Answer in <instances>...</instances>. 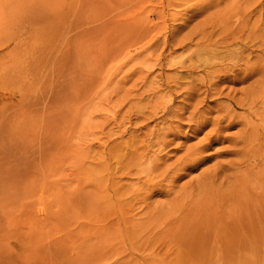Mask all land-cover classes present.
<instances>
[{
  "label": "rangeland",
  "instance_id": "rangeland-1",
  "mask_svg": "<svg viewBox=\"0 0 264 264\" xmlns=\"http://www.w3.org/2000/svg\"><path fill=\"white\" fill-rule=\"evenodd\" d=\"M0 264H264V0H0Z\"/></svg>",
  "mask_w": 264,
  "mask_h": 264
}]
</instances>
